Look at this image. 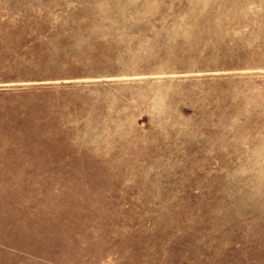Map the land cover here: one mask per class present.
<instances>
[{"label":"rangeland","instance_id":"rangeland-1","mask_svg":"<svg viewBox=\"0 0 264 264\" xmlns=\"http://www.w3.org/2000/svg\"><path fill=\"white\" fill-rule=\"evenodd\" d=\"M0 264H264V0H0Z\"/></svg>","mask_w":264,"mask_h":264}]
</instances>
